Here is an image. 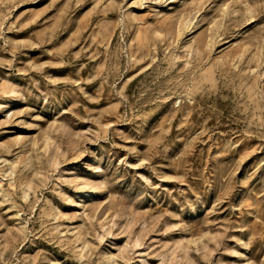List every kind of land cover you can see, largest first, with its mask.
I'll return each instance as SVG.
<instances>
[{
	"label": "rangeland",
	"instance_id": "rangeland-1",
	"mask_svg": "<svg viewBox=\"0 0 264 264\" xmlns=\"http://www.w3.org/2000/svg\"><path fill=\"white\" fill-rule=\"evenodd\" d=\"M0 264H264V0H0Z\"/></svg>",
	"mask_w": 264,
	"mask_h": 264
}]
</instances>
